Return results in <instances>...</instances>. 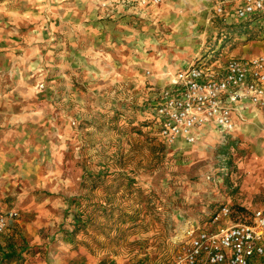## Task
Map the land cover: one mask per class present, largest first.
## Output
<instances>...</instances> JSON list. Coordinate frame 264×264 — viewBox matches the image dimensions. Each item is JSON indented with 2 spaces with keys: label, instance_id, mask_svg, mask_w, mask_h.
<instances>
[{
  "label": "rangeland",
  "instance_id": "obj_1",
  "mask_svg": "<svg viewBox=\"0 0 264 264\" xmlns=\"http://www.w3.org/2000/svg\"><path fill=\"white\" fill-rule=\"evenodd\" d=\"M215 3L0 0V199L19 214L0 264H172L226 200L243 220L264 202V121L186 144L147 119L153 60L264 55L263 17Z\"/></svg>",
  "mask_w": 264,
  "mask_h": 264
},
{
  "label": "built area",
  "instance_id": "obj_2",
  "mask_svg": "<svg viewBox=\"0 0 264 264\" xmlns=\"http://www.w3.org/2000/svg\"><path fill=\"white\" fill-rule=\"evenodd\" d=\"M214 11L225 19H264V0H216ZM249 107L264 109L263 54L192 61L169 76L147 119L163 142L194 144L210 126L231 132L234 114ZM231 214L224 203L209 218L210 228H188L172 264H264V204L244 220L233 221ZM18 215L0 210V235Z\"/></svg>",
  "mask_w": 264,
  "mask_h": 264
},
{
  "label": "crops",
  "instance_id": "obj_3",
  "mask_svg": "<svg viewBox=\"0 0 264 264\" xmlns=\"http://www.w3.org/2000/svg\"><path fill=\"white\" fill-rule=\"evenodd\" d=\"M177 26L178 25H176L175 28H178ZM239 58H242V57H239ZM192 61H194V60H188L187 62H183V63L180 64V66H176V68H175V67H173L174 65L172 63L168 64V65H165V63H167V62H165V60H156V62L153 60V69L155 70V74L154 75H157V77H158L156 80L158 82H162L161 86L162 85H166L168 83L167 79L169 78V76L171 74H173L178 69L187 66V64H190ZM174 68H175V70H173ZM163 73H164V75H163ZM251 118L255 122H259V123L261 122L260 120L264 121L263 120L264 119V109H258V108L249 107L244 112H240L238 114H234L235 125H236L238 120H248V119H251ZM261 124L264 126V123H261ZM212 129H213V126L208 127L204 133L200 134L199 139L200 138L202 139ZM261 130L262 129H260V131L257 130L254 134L255 135H261L259 137V139L264 142V130H262V132H261ZM224 203H229L231 205V200H226V202H224ZM224 203H222V204H224ZM263 204H264V202L259 204L255 208H258V207H260ZM240 205L248 208L245 202H243ZM255 208H253L252 210H254ZM4 209H8V208L6 206H3L2 201L0 199V210H4ZM12 209H14V208H12ZM11 221L9 222V226L11 225ZM208 224L209 223H205L204 225H200V224L196 223V224L190 225L189 227H194L196 225H199V226L205 228V226L207 225L210 228L211 225H208ZM6 230L8 231L9 229H6Z\"/></svg>",
  "mask_w": 264,
  "mask_h": 264
},
{
  "label": "trees",
  "instance_id": "obj_4",
  "mask_svg": "<svg viewBox=\"0 0 264 264\" xmlns=\"http://www.w3.org/2000/svg\"><path fill=\"white\" fill-rule=\"evenodd\" d=\"M238 209L240 210L239 212H243V213L246 212V209L242 206H239V208H236V210H235V208L232 209L231 217H232L233 221H238L241 219V217H239V215H238ZM73 219H74L73 226L75 228H77V223L83 220L82 213L81 212H75V215H73ZM68 226H70V224H68ZM0 247H1V245H0ZM0 250L2 251V248H0ZM3 252H4V250L2 251V253ZM8 258H10V257H8Z\"/></svg>",
  "mask_w": 264,
  "mask_h": 264
},
{
  "label": "bare ground",
  "instance_id": "obj_5",
  "mask_svg": "<svg viewBox=\"0 0 264 264\" xmlns=\"http://www.w3.org/2000/svg\"><path fill=\"white\" fill-rule=\"evenodd\" d=\"M163 75H164V73H163ZM168 80V79H167ZM52 249H54V248H52ZM52 253H53V251H51ZM57 253V252H56ZM54 254V253H53Z\"/></svg>",
  "mask_w": 264,
  "mask_h": 264
}]
</instances>
